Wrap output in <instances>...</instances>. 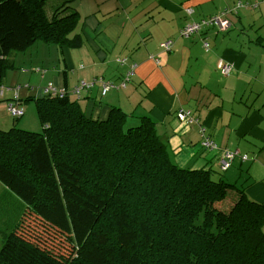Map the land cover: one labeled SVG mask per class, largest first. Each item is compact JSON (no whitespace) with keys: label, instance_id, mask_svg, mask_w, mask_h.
<instances>
[{"label":"trees","instance_id":"16d2710c","mask_svg":"<svg viewBox=\"0 0 264 264\" xmlns=\"http://www.w3.org/2000/svg\"><path fill=\"white\" fill-rule=\"evenodd\" d=\"M49 1L0 0V86L15 54L37 42L80 44L75 0L51 16ZM82 98L29 97L42 130L0 126V182L27 207L3 235L0 264H264V202L230 180L223 151L236 150L205 133L194 110L188 125L202 129L199 148L219 155V168L177 161L151 117L125 129L133 113L111 106L93 117Z\"/></svg>","mask_w":264,"mask_h":264},{"label":"crops","instance_id":"0c3cea01","mask_svg":"<svg viewBox=\"0 0 264 264\" xmlns=\"http://www.w3.org/2000/svg\"><path fill=\"white\" fill-rule=\"evenodd\" d=\"M241 1L257 6L229 11L228 29L210 27L185 38L180 30L187 23L221 12L239 0H75L83 22L78 29L80 44L56 48L50 57L51 74L42 78L49 79L46 86L55 83L68 89L81 81L95 82L83 92L89 115L104 117L111 106H119L140 121L149 116L177 161L193 167L217 162L219 168V155L199 148L202 129L177 116L182 110H194L205 133L221 148L248 154L247 161L234 158L227 174L239 186L246 180L248 195L264 202V35L255 20L257 12L264 15V0ZM252 30L257 34L247 37ZM171 39V49L165 50L162 44ZM219 57L234 65V74L224 76L217 70ZM127 75L131 76L127 87L103 94L105 83L120 84ZM45 87L37 94L33 89L22 95V84H15L1 94L23 108L27 98L45 95ZM3 118L6 125L12 120L7 111Z\"/></svg>","mask_w":264,"mask_h":264},{"label":"rangeland","instance_id":"374dc122","mask_svg":"<svg viewBox=\"0 0 264 264\" xmlns=\"http://www.w3.org/2000/svg\"><path fill=\"white\" fill-rule=\"evenodd\" d=\"M63 0H50L47 3L46 11L49 16L52 15V12L54 8H56V5ZM211 10V9H210ZM255 20L257 21V27L258 32L262 35H264V15H262L260 12H257L255 15ZM261 27V28H260ZM236 30H233L231 32L232 35H235ZM257 34V30L248 31V34H245L247 37L249 35H255ZM223 37V36H220ZM58 45L55 44H46L45 42L39 41L35 45H33L31 48H29L26 51L18 52L15 54V66L16 68L14 70L8 71L6 78H5V84L4 87L0 86V98H5L3 101H0V124H3L4 126H10L11 124L16 123V125L20 128L34 130V131H41L42 126L39 120V116L37 113V108L34 101H25L22 102L21 106H23L25 110L24 116L15 119L12 115L9 105L11 103L16 104V102H11V100H8L6 98V94H1L2 90L3 92L6 90V88H9L15 84H22L23 90L20 91V94L24 95L26 93L32 92L35 90V93H38L39 88H43L46 86V83L48 82V78L46 77L43 79L42 77L47 75H50L51 72L48 70H52L53 63H51V55L55 54V49L58 48ZM39 53V56H36V53ZM31 53H34V55H31ZM251 56L254 58V54L252 52ZM44 57L43 62L41 63H35L39 58ZM224 61V63L228 64L226 60H224L223 57H219L216 68L219 72H221L218 68V65ZM211 62V67H212ZM208 65V64H207ZM18 67V68H17ZM41 68V72H38L36 69ZM26 71V72H25ZM43 71H45L43 73ZM25 72L26 74H24ZM28 83V85H24ZM29 84L33 86V88H29ZM34 89V90H33ZM9 90H6L7 92ZM2 92V93H3ZM15 93L13 94V96ZM16 101V100H15ZM16 106V105H15ZM17 107V106H16ZM8 112L12 120L6 125L4 114L5 112ZM132 119L138 120L136 123L132 121ZM131 125L129 122L126 125L125 129H128L129 126H137L141 123L140 119L137 118H131ZM207 153H210V151L205 150ZM173 158H175V155H172ZM188 165V164H187ZM194 168L192 165H189ZM243 181V179H242ZM25 206V207H24ZM25 209H27L26 205L10 190L6 188L5 185H3L0 182V249L4 242V234L9 232L14 223L17 221L19 216L24 215ZM4 232V233H2Z\"/></svg>","mask_w":264,"mask_h":264},{"label":"built area","instance_id":"2783aa9c","mask_svg":"<svg viewBox=\"0 0 264 264\" xmlns=\"http://www.w3.org/2000/svg\"><path fill=\"white\" fill-rule=\"evenodd\" d=\"M242 6V3H239L236 7L240 8ZM192 9H188V12L190 13ZM230 11L229 9L225 11L218 12L214 15H211L209 17H205L201 19L200 21H193L190 23H187L181 30H180V35L181 37L189 38L192 37L193 35L202 32L206 28L210 27H215L218 28V30H225L228 29L231 26L230 20L227 18V13ZM173 45V40H169L165 43L162 44L163 48L165 50H170ZM205 45L208 46V42H205ZM122 62H125L122 61ZM219 70L224 76H229L232 74L233 71V64L231 63H224L222 61L218 65ZM130 80V75H127V77L120 83H114V82H107L104 84L103 88V94H106L109 90L111 89H118L119 87H126L128 85V82ZM95 85V82H87V81H81L79 84H77L74 88L68 89L66 87H59L55 83H49L45 88H44V93L53 95V96H59V97H64L68 94L75 95L76 97L80 98L81 94L83 93L84 90H89L93 88ZM20 89V86L17 87V90ZM10 111L13 116L20 117L24 114V110L20 109L19 107H16L13 104H10ZM178 118L187 123H193L194 119L191 116L190 111L187 110H182L178 113ZM205 145L208 148L212 149H218L216 144L211 142L210 140L205 142ZM239 154V151H230V150H225L223 151V155L225 160L223 161V167H228L230 164V160L234 159L236 155ZM244 158H247V156H244Z\"/></svg>","mask_w":264,"mask_h":264}]
</instances>
